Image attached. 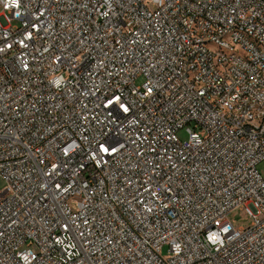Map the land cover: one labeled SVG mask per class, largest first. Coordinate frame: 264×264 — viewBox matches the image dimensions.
Wrapping results in <instances>:
<instances>
[{"label":"built area","instance_id":"1","mask_svg":"<svg viewBox=\"0 0 264 264\" xmlns=\"http://www.w3.org/2000/svg\"><path fill=\"white\" fill-rule=\"evenodd\" d=\"M0 177V264H264V0H0Z\"/></svg>","mask_w":264,"mask_h":264},{"label":"rangeland","instance_id":"2","mask_svg":"<svg viewBox=\"0 0 264 264\" xmlns=\"http://www.w3.org/2000/svg\"><path fill=\"white\" fill-rule=\"evenodd\" d=\"M143 80H144L143 77H139L137 79V84H141ZM180 137L182 139L187 138V134L184 130L180 132ZM5 185H6L5 181L3 180V178L0 177V189L3 188ZM73 205L75 206V203ZM229 219L233 222V224L236 227H247L251 223L250 216L244 211L243 208H238L233 212H231V214L229 215ZM163 252L164 254L168 253L167 247L164 248Z\"/></svg>","mask_w":264,"mask_h":264},{"label":"clouds","instance_id":"3","mask_svg":"<svg viewBox=\"0 0 264 264\" xmlns=\"http://www.w3.org/2000/svg\"><path fill=\"white\" fill-rule=\"evenodd\" d=\"M225 231H227V229H225Z\"/></svg>","mask_w":264,"mask_h":264}]
</instances>
